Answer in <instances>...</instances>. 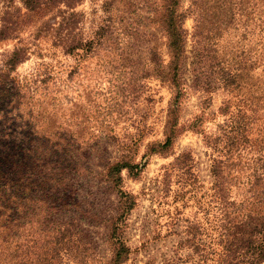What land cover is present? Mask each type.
Wrapping results in <instances>:
<instances>
[{"label": "trees", "instance_id": "1", "mask_svg": "<svg viewBox=\"0 0 264 264\" xmlns=\"http://www.w3.org/2000/svg\"><path fill=\"white\" fill-rule=\"evenodd\" d=\"M17 1L19 7L12 5V0L0 6V41L18 38L21 22L27 25L30 17L46 16L33 36H45L54 49L74 61L64 82L75 73V62L111 52L118 54L112 63L115 68L136 67L127 51L130 44L128 48L119 46L114 30L111 10L118 0H102L104 16L86 37L77 29L81 14L74 7L80 0ZM152 15L164 35L167 59L163 64L151 46L146 50L147 63L152 76L167 85L170 97L163 138L146 143L144 155L166 153L187 131L200 135L209 150L213 179L212 230L217 249L209 253L216 255L214 264H264V0H159ZM187 17L192 19L189 31L183 26ZM117 22L120 33L130 36L127 18L120 16ZM18 39L19 43L0 53V99L10 103L16 97L20 103L31 99L33 104L53 105L51 92L58 84L54 73L45 71L40 77L28 74L30 85L13 77L28 53L27 44ZM187 41L192 51L190 83L184 76ZM36 88L45 99L35 101ZM189 90L196 94L197 110L181 118L182 102ZM216 91L221 100L211 109ZM9 114L0 116V264H97L89 231L81 229L70 215H60L57 205L64 202L59 195L68 189L71 176L83 174L90 153L84 154L63 137L49 144L53 135L36 136L30 131L27 138L16 129L9 131L4 127L5 120L10 121ZM217 116L214 131L208 132L205 122ZM66 146L69 149L63 148ZM126 149L105 159L95 173L115 199L112 209L100 217L106 254L98 264H125L136 250L127 244L124 234L137 198L122 187L121 172L134 178L142 167L133 161L131 146ZM188 160V154L181 152L173 164L186 167ZM247 178H253L251 190L246 186ZM187 241L197 252L200 244L194 235Z\"/></svg>", "mask_w": 264, "mask_h": 264}, {"label": "rangeland", "instance_id": "2", "mask_svg": "<svg viewBox=\"0 0 264 264\" xmlns=\"http://www.w3.org/2000/svg\"><path fill=\"white\" fill-rule=\"evenodd\" d=\"M7 2L0 1V6ZM101 4L102 0H80L75 5L74 10L81 14L77 29L84 37L90 35L104 16ZM12 5L20 6L17 0H12ZM158 5L159 0H118L111 10L119 46L128 48L130 44L127 51L136 67L115 68L112 63L118 60L116 52L97 55L75 62V73L67 82H64L66 71L74 61L54 49L45 36H33L40 20L46 16L40 19L32 16L27 25L21 22L23 26L18 38L27 44L28 53L17 65L13 77L28 83V74L40 77L45 71L54 73L58 84L51 94L55 98L53 105L46 102L33 104L31 99H23L20 103L16 102V97L10 103L0 99V116L10 113V121L4 122L7 130L16 129L25 133L27 138L30 131L32 135H53L49 144L63 137L84 154L90 153L85 158L83 174L72 175L68 189L59 195L62 203L69 205H57L60 215H70L81 229L89 231L97 250L94 252L97 264L106 254L100 217L112 209L115 199L106 183L95 173L105 159L117 156L129 146L133 161L139 162L142 168L134 178L124 170L121 172L122 187L137 198L127 216L124 234L127 244L136 250L125 264H165L167 261L170 264H214L217 261L216 255L209 253L212 248L217 249L214 243L216 233L212 230L215 208L211 202L213 179L209 171V150L201 136L187 131L175 139L166 153L144 155L146 143L163 138L162 125L170 97L167 85L152 76L147 63L146 50L151 46L159 52L163 64L167 59L164 35L153 22L152 9ZM120 16L129 22L126 25L127 33H131L128 37L120 33L122 28L117 22ZM191 24L192 19L185 18L184 28L189 31ZM18 38L0 41V53L19 43ZM185 49L184 76L190 83L192 51L189 41ZM7 87L10 90L11 85L7 84ZM34 91L35 101L45 99L40 88ZM212 98L210 107L216 109L221 95L216 91ZM197 104L196 94L189 90L182 102L181 118L193 114ZM33 114L34 120L33 117L30 119ZM217 119L218 116L205 122L208 132L214 131ZM63 148L69 149V146ZM181 152L189 156V160L184 161L186 167L173 164L174 157ZM246 182L251 190L253 178H247ZM190 235H194L200 244L197 252L187 241Z\"/></svg>", "mask_w": 264, "mask_h": 264}]
</instances>
